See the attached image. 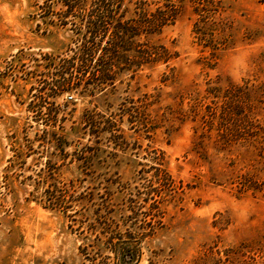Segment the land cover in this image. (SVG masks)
Here are the masks:
<instances>
[{
    "label": "rangeland",
    "instance_id": "374dc122",
    "mask_svg": "<svg viewBox=\"0 0 264 264\" xmlns=\"http://www.w3.org/2000/svg\"><path fill=\"white\" fill-rule=\"evenodd\" d=\"M194 3L135 38L170 58L66 70L97 13L0 0V264H264V0Z\"/></svg>",
    "mask_w": 264,
    "mask_h": 264
},
{
    "label": "trees",
    "instance_id": "16d2710c",
    "mask_svg": "<svg viewBox=\"0 0 264 264\" xmlns=\"http://www.w3.org/2000/svg\"><path fill=\"white\" fill-rule=\"evenodd\" d=\"M177 1L181 3L183 0ZM192 1L195 2L194 4L203 5L200 3L201 0ZM59 2L69 11L89 7L94 13H97L96 22L87 25L85 29L80 28L74 31L76 39L82 42V52L76 51L74 56L63 60L66 70L73 67L77 59H81L83 62L91 60V58L88 59L91 52L93 54L101 53L100 59H107L108 63H112V65L118 64L119 60L125 57L127 60L124 61L125 65H122L125 70L171 57L163 46L158 48L148 42L141 45V50L136 49L135 38L141 35L148 37L156 34L162 31L166 25L172 23V14L176 15L179 10L178 5L172 4V0H165L162 5L155 3L154 10L148 8L149 4L146 0H59ZM131 4L136 6L138 19L122 22L115 18V13L122 7L126 8V5L130 6ZM100 14H106V16L102 17ZM104 38L106 42L103 43ZM159 49H162L163 52H159ZM117 76L116 73L110 71L109 67L104 68V65L98 64V68L92 72L89 80L92 79L93 86L97 89L103 86L105 89L107 86H115ZM76 84L71 78H63V80L57 81L55 86L69 90L73 89ZM128 251L129 248L123 249L124 253ZM126 256L130 261L134 258L133 255L126 254Z\"/></svg>",
    "mask_w": 264,
    "mask_h": 264
}]
</instances>
